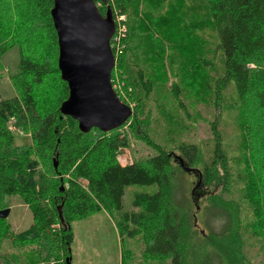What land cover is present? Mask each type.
Instances as JSON below:
<instances>
[{
    "label": "trees",
    "instance_id": "1",
    "mask_svg": "<svg viewBox=\"0 0 264 264\" xmlns=\"http://www.w3.org/2000/svg\"><path fill=\"white\" fill-rule=\"evenodd\" d=\"M3 2L0 58L18 46L20 60L13 77L16 96L0 98V211L8 209L4 205L16 198L30 211L33 221L18 234L9 233L8 224L0 230V240H9L17 250L25 249L24 255H13V264H67L74 242L72 224L102 212L115 218L119 235L133 238L137 232L143 234L145 254L169 257L172 264H248L250 255H261L264 193L242 166L248 126L245 108L251 103L264 112V0H207L208 27L202 26L201 9L194 0H107V4L95 0L101 14L109 7L116 21L111 80L122 103L139 104L138 91L146 97L154 92V80L131 52L132 38L143 27L157 45L156 53L163 49L155 35L183 47V56L192 63L189 69L200 76L209 99L220 111L211 123L212 137L207 143L180 141L175 146L177 155L145 134L142 139L155 154L126 165L118 156L130 147L129 133L142 127L139 108L135 107L131 118L116 130L80 132L78 123L59 111L69 90L58 69L53 0ZM120 26L126 28L124 33ZM204 28L208 31L207 56L202 50L196 54L189 51L198 40L202 44ZM33 38L38 51L34 53L29 51ZM126 63L135 77L126 75ZM57 77L61 87L55 101L48 106L38 102V88ZM172 93L181 104L178 84L172 86ZM232 113L237 129L228 144L223 116ZM11 121L30 136V145L16 144ZM40 160L59 177L54 184L40 168ZM184 167L205 189L216 185L221 173L222 188L210 210L223 222L219 231L209 230V244L203 249L186 240L183 229L190 223L184 220L182 228L180 222L176 183L179 175L187 173ZM133 185H155L157 192H135L132 209L125 210V190Z\"/></svg>",
    "mask_w": 264,
    "mask_h": 264
},
{
    "label": "rangeland",
    "instance_id": "2",
    "mask_svg": "<svg viewBox=\"0 0 264 264\" xmlns=\"http://www.w3.org/2000/svg\"><path fill=\"white\" fill-rule=\"evenodd\" d=\"M2 3H4L3 0H0V5ZM191 4H189V8H191ZM193 4L198 5L201 9L202 26L208 27L205 21L208 19L207 0H194ZM141 11L142 5L139 6L140 14ZM188 16L189 19H192V14L188 13ZM122 19L123 17L118 22ZM120 27V33H124L126 28ZM145 31L142 27L133 36L131 52L136 54V60L146 67L154 80V92L146 97L138 91L136 95L139 98V104L133 102L130 105L132 109L139 108L143 124L139 130L134 129L129 133L130 147L122 150L118 156L122 165L130 164L133 161L142 162L155 154L154 150L143 141L142 138L145 134L155 143L177 155L175 146L180 141L207 143L212 137L211 123L220 112L209 99L210 95L205 91L200 76L196 75L197 72H192L189 69L192 63H188L183 56V47L176 46L177 43L173 44L168 40L163 42L161 38L159 39L155 35L163 49L160 53H156L157 45L149 40L147 31ZM194 33L191 31L192 35ZM23 35L27 38L26 34ZM200 35L202 44L198 40L196 47L189 51L196 54L202 50L207 56L209 51L205 41L208 31L204 28ZM34 40L35 38L32 39L33 47L29 50L33 53L38 52L33 44ZM19 60L20 50L18 46L13 47L0 58V98L2 99L16 96L13 77L18 73ZM124 67L128 77H135L134 70L129 63H126ZM175 83L181 89V104L174 100L172 86ZM60 87L58 77L48 79L46 84L44 83L36 91L38 102L47 106L52 104ZM228 94L229 96L232 95L231 89ZM245 109L246 125L248 126H246L247 142L243 154L245 165L242 168H246L253 175L257 187H260L264 193V118H262L264 112L253 107L251 103L247 104ZM235 117V113L224 114L223 116L225 121L223 127L228 144H232L236 135ZM9 128L14 133L17 145L31 144L30 136L25 134V131L23 133L22 130L17 129L13 121L10 122ZM230 149L233 150L231 145ZM37 158L39 159V157ZM40 168L45 171L49 181L53 184L54 181L58 180L59 177L51 172L47 162L40 160ZM219 175L220 179L216 185L208 189L199 186L196 177L189 172L179 175L176 183V198L181 205L179 213L182 228L184 227V220L190 223L187 228L183 229L185 238L189 243L197 244L199 249H203L209 244L207 237L210 233L209 230L213 228V230L219 231L223 222L221 219L213 217L210 210L214 207L213 200H216V194L222 188L221 173ZM80 182L84 186L87 184L85 181ZM135 192L152 194L157 192V186L133 185L127 187L124 195L125 210L132 209V199ZM7 203L3 208L10 209V214L3 223H0V230L5 224L9 225L7 229L12 234L26 230L33 222L30 211L16 198L7 201ZM129 229H132V226H129ZM72 231L74 234V242L71 248L72 264H172L169 257L157 258L145 254L143 234L137 232L133 238L119 235L115 218L106 212L95 214L84 221L74 222ZM0 242V264H13V255H17L19 252L22 255L25 253V249L13 248L7 239L1 238ZM248 264H264V251L256 257L250 255Z\"/></svg>",
    "mask_w": 264,
    "mask_h": 264
},
{
    "label": "water",
    "instance_id": "3",
    "mask_svg": "<svg viewBox=\"0 0 264 264\" xmlns=\"http://www.w3.org/2000/svg\"><path fill=\"white\" fill-rule=\"evenodd\" d=\"M107 4V0H100ZM51 17L58 38V69L69 94L60 105L62 116L71 117L82 133H104L123 126L133 109L121 102L111 80L115 56L111 40L116 21L111 9L99 11L95 0H53ZM57 168V164H54ZM185 171L190 172L189 168ZM60 210V209H59ZM10 209L0 211L8 218ZM61 216V210H60ZM72 264V257L67 259Z\"/></svg>",
    "mask_w": 264,
    "mask_h": 264
}]
</instances>
